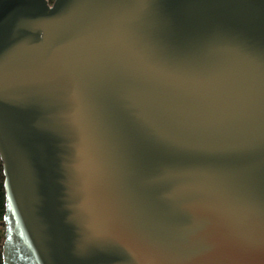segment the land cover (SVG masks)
I'll return each mask as SVG.
<instances>
[{
  "label": "water",
  "instance_id": "1",
  "mask_svg": "<svg viewBox=\"0 0 264 264\" xmlns=\"http://www.w3.org/2000/svg\"><path fill=\"white\" fill-rule=\"evenodd\" d=\"M3 264H264V0H0Z\"/></svg>",
  "mask_w": 264,
  "mask_h": 264
},
{
  "label": "trees",
  "instance_id": "2",
  "mask_svg": "<svg viewBox=\"0 0 264 264\" xmlns=\"http://www.w3.org/2000/svg\"><path fill=\"white\" fill-rule=\"evenodd\" d=\"M54 0H50L53 2ZM4 173H3V165L2 161L0 160V264H3V244L5 241V223H4V216L6 212V197H5V188H4Z\"/></svg>",
  "mask_w": 264,
  "mask_h": 264
},
{
  "label": "rangeland",
  "instance_id": "3",
  "mask_svg": "<svg viewBox=\"0 0 264 264\" xmlns=\"http://www.w3.org/2000/svg\"><path fill=\"white\" fill-rule=\"evenodd\" d=\"M4 230H5V227H4Z\"/></svg>",
  "mask_w": 264,
  "mask_h": 264
}]
</instances>
